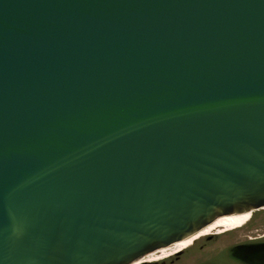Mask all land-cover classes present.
Here are the masks:
<instances>
[{"label":"water","instance_id":"95a60500","mask_svg":"<svg viewBox=\"0 0 264 264\" xmlns=\"http://www.w3.org/2000/svg\"><path fill=\"white\" fill-rule=\"evenodd\" d=\"M264 206V0H0V264H132Z\"/></svg>","mask_w":264,"mask_h":264},{"label":"rangeland","instance_id":"374dc122","mask_svg":"<svg viewBox=\"0 0 264 264\" xmlns=\"http://www.w3.org/2000/svg\"><path fill=\"white\" fill-rule=\"evenodd\" d=\"M215 232L198 237L178 255L150 259L161 254L152 252L146 257L148 261L139 264H264V209L251 211L248 220L237 228L210 234ZM262 235L257 241L245 240Z\"/></svg>","mask_w":264,"mask_h":264},{"label":"bare ground","instance_id":"6f19581e","mask_svg":"<svg viewBox=\"0 0 264 264\" xmlns=\"http://www.w3.org/2000/svg\"><path fill=\"white\" fill-rule=\"evenodd\" d=\"M261 209H264V206L261 207ZM251 211L241 212V213H231V214L218 216L211 223L204 226L200 230L194 232L189 237L184 238L178 242L171 244L172 245L171 247H173V248H169L170 247V245H169V247L166 246V247H163V248H160V249L154 251L157 254L158 253H161V254L154 257V258H150V259H161V258L170 256L171 254L188 247L198 237H200L202 235L209 234L210 230L216 229L215 233H219V232H224L226 230L237 228V227L241 226L242 223H245L248 220ZM150 254H152V253H150ZM150 254H147V255L139 258L138 260H136L132 264H136L139 261H148V259H146V257Z\"/></svg>","mask_w":264,"mask_h":264},{"label":"flooded vegetation","instance_id":"af4514ba","mask_svg":"<svg viewBox=\"0 0 264 264\" xmlns=\"http://www.w3.org/2000/svg\"><path fill=\"white\" fill-rule=\"evenodd\" d=\"M230 230H232V229H230ZM226 231H228V230H226ZM226 231H224V232H226ZM223 233V232H222ZM210 234H218V233H210ZM204 236H206V235H204ZM263 238V235L262 236H257V237H247L245 240L246 241H257V240H260V239H262ZM193 244V243H192ZM191 244V245H192ZM190 245V246H191ZM189 247V246H188ZM183 250H180V252L179 251H177V252H175V253H173V255L172 256H175V255H178L179 253H181ZM140 262H142V261H139V262H137L136 264H139Z\"/></svg>","mask_w":264,"mask_h":264}]
</instances>
